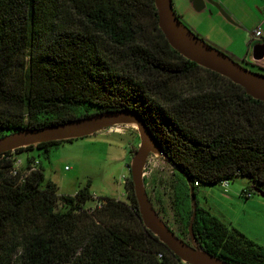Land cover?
<instances>
[{"label":"trees","instance_id":"trees-1","mask_svg":"<svg viewBox=\"0 0 264 264\" xmlns=\"http://www.w3.org/2000/svg\"><path fill=\"white\" fill-rule=\"evenodd\" d=\"M125 108L144 118L196 195L202 183L240 175L264 191V101L173 48L154 0H0V137ZM71 140L0 155V264L185 263L144 224L130 168L124 201L89 184L59 194L34 156L18 157ZM174 195L175 226L153 204L189 241L193 207ZM196 211L201 247L232 264H264V246Z\"/></svg>","mask_w":264,"mask_h":264},{"label":"rangeland","instance_id":"rangeland-1","mask_svg":"<svg viewBox=\"0 0 264 264\" xmlns=\"http://www.w3.org/2000/svg\"><path fill=\"white\" fill-rule=\"evenodd\" d=\"M183 3L184 0H173L175 11L181 10L184 17L181 15L180 18L183 22L213 46L226 51L232 36L240 34L239 30L220 27L208 16L195 13ZM176 13L178 14L177 11ZM236 60L253 70L263 71L249 60ZM139 144L136 125H116L95 134L59 143L50 147L47 152L36 147L27 149L19 152L18 157L25 164L28 156H34L43 167L46 177L56 184L59 194H74L79 188L89 184L95 196H112L127 201L124 177L130 174L128 164L133 156L129 150L135 152ZM145 172H148L145 176L146 188L153 203L163 208V216L175 226L172 204L175 188L182 201H190L192 204L189 182L160 155L151 156ZM227 180V187L219 182L202 183L196 195L198 204L229 227L238 229L264 246V196L253 190V184L247 176L240 175ZM188 190L189 197L186 195ZM246 192L250 195L246 196ZM13 264L21 263L16 261Z\"/></svg>","mask_w":264,"mask_h":264},{"label":"water","instance_id":"water-1","mask_svg":"<svg viewBox=\"0 0 264 264\" xmlns=\"http://www.w3.org/2000/svg\"><path fill=\"white\" fill-rule=\"evenodd\" d=\"M154 1L158 11L159 27L173 48L199 65L228 77L244 87L247 94L264 101L263 72L241 64L228 52L213 46L198 35L176 13L173 0ZM253 59L255 61L264 60V42L254 45ZM116 125H136L139 131L140 144L132 156L129 168L139 209L146 227L151 229L185 263L232 264L211 254L198 244L193 231L198 203L192 184H190V191L193 213L188 226L189 241L179 237L155 209L145 184V167L150 154L166 157V153L144 118L134 110L126 108L109 110L42 127L20 129L0 137V155L10 150L37 145L41 142L88 136ZM254 190L264 196V191L257 188Z\"/></svg>","mask_w":264,"mask_h":264},{"label":"crops","instance_id":"crops-1","mask_svg":"<svg viewBox=\"0 0 264 264\" xmlns=\"http://www.w3.org/2000/svg\"><path fill=\"white\" fill-rule=\"evenodd\" d=\"M184 3L186 8L188 5L195 13L208 16L220 27L239 30L240 34L232 36L226 51L235 59L249 60L253 65L264 67V60L253 59L254 45L263 42L252 39L257 26L264 31V0H184ZM176 11L182 15L181 10Z\"/></svg>","mask_w":264,"mask_h":264},{"label":"built area","instance_id":"built-area-1","mask_svg":"<svg viewBox=\"0 0 264 264\" xmlns=\"http://www.w3.org/2000/svg\"><path fill=\"white\" fill-rule=\"evenodd\" d=\"M252 39L253 40H256V41H259V42H264V31L262 29L261 26H257L254 30H253V33H252ZM156 156V154H150L149 157H148V160H147V163H146V167L149 165V163L151 162V156ZM158 156V155H157ZM38 163V162H37ZM21 161L19 160L17 163H16V166L12 169V174L16 175L18 173V169L20 168L21 166ZM145 167V168H146ZM146 173L148 172H145V176H146ZM126 181V177H124V182ZM229 181L228 180H223L221 182L222 186L223 187H227ZM196 184H198V182H196ZM248 195H250L248 193Z\"/></svg>","mask_w":264,"mask_h":264},{"label":"bare ground","instance_id":"bare-ground-1","mask_svg":"<svg viewBox=\"0 0 264 264\" xmlns=\"http://www.w3.org/2000/svg\"><path fill=\"white\" fill-rule=\"evenodd\" d=\"M135 126V125H134Z\"/></svg>","mask_w":264,"mask_h":264}]
</instances>
